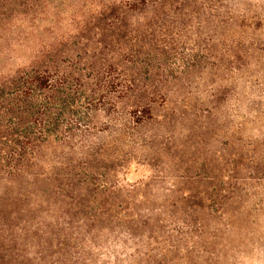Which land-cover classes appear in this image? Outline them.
<instances>
[{"label": "trees", "instance_id": "trees-1", "mask_svg": "<svg viewBox=\"0 0 264 264\" xmlns=\"http://www.w3.org/2000/svg\"><path fill=\"white\" fill-rule=\"evenodd\" d=\"M44 1L0 0V40L28 23L31 29ZM263 25V6L248 0L119 1L42 47L29 66L0 72V175L24 176L41 148L60 143L74 151L76 139L83 149L78 154L88 158L81 170L54 177L49 191L55 204L75 206L69 218L52 223L57 247L72 264L230 263L217 229L229 224L228 201L240 198L244 179L235 176L237 166L227 177H145L127 184L92 171L107 153L104 143H92L90 124L97 112L113 116L121 145L106 158L113 157L117 175L132 156L121 146L164 140L160 129L167 124L159 110H167L172 86L187 97L203 87L211 104L206 113L225 89L230 108L242 102V94L247 100L241 104L251 110L254 94L240 89L260 80L259 66L264 71ZM183 102L182 110L190 109L186 97ZM256 143L247 137L246 151L236 155L242 171L264 170V154L252 149ZM154 184H163L164 191L152 208L148 191H158Z\"/></svg>", "mask_w": 264, "mask_h": 264}, {"label": "rangeland", "instance_id": "rangeland-1", "mask_svg": "<svg viewBox=\"0 0 264 264\" xmlns=\"http://www.w3.org/2000/svg\"><path fill=\"white\" fill-rule=\"evenodd\" d=\"M119 1L125 0L42 2L41 12L31 29L28 23V27H22L18 35L0 40V72L10 75L19 67L29 66L42 47H49L60 37L76 32L103 5ZM248 1L264 8V0ZM262 27L264 30V25ZM259 67L257 79L260 80H251L250 84L240 89L254 94L249 106L251 110L241 104L247 100V96L243 95V99L242 94L237 97L242 102L230 108L226 104L229 89H225L215 96L211 114L206 113L205 108L211 104L207 98L209 93L204 94L203 87H194L191 90L193 95L187 97L181 87L172 86L167 110H159L162 115L160 120L167 124L160 129L164 140L150 141L148 146H121L120 150L130 152L132 156L126 160L124 169H118L117 175L113 172V157L107 159L113 154V149L121 145L113 135L116 129L113 116L97 112L90 124L93 128L92 143L98 147L104 143L107 153L92 163V171L103 174V177H121L124 183L133 184L145 177H227L234 175L235 166L239 168L235 176L244 179L238 191L240 198L238 202L228 201L226 210L229 215L225 217H229V224L226 228L220 226L217 229L220 231L218 234L224 237L223 242L229 246V252H226L229 264H264V170L250 168L242 171V164L236 157L246 151L241 149L245 147L247 137L257 142L256 147L252 146L255 153L264 154V71L262 65ZM175 90H178L177 93ZM185 97L190 109L182 110ZM194 109L199 111L195 114ZM173 110L174 114H171ZM180 111H184V115ZM80 143L76 139L74 151L60 143L41 148L34 166L24 176L0 175V198H4L0 201V264H72L69 256L57 247L58 232L52 223L55 217L62 216L60 221L64 217L69 218L75 213V206L70 209L65 202L55 204L56 197L49 196V191L53 188L54 177H65L68 170L83 168L80 163L88 158L78 154L83 152L79 149ZM243 164L247 166L246 161ZM97 174L95 177H98ZM154 185L158 191H148L154 199L148 204L152 208L157 207L159 201L156 199L164 191L163 184ZM42 189L45 196L40 192ZM38 221H44V224L37 227ZM48 224L51 226L48 227Z\"/></svg>", "mask_w": 264, "mask_h": 264}]
</instances>
